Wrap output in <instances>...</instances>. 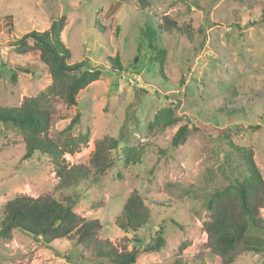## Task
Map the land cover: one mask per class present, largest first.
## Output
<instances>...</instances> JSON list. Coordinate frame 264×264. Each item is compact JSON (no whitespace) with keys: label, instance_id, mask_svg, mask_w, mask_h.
<instances>
[{"label":"rangeland","instance_id":"obj_1","mask_svg":"<svg viewBox=\"0 0 264 264\" xmlns=\"http://www.w3.org/2000/svg\"><path fill=\"white\" fill-rule=\"evenodd\" d=\"M263 7L264 0L243 6L238 0H0V107H17L51 84L39 54L20 55L12 44L62 16L70 63L87 60L103 70L79 93L76 107L53 100L50 135L79 112L73 134L89 130V143L65 159L83 167L97 141L118 140L106 173L78 188L74 212L99 220V238L120 251L142 248L162 232L164 246L141 252L135 264H221L203 224L208 196L246 176L228 142L252 149L264 177ZM165 18L178 30H162ZM167 108L178 122L151 128ZM184 125L192 132L174 148L172 138ZM24 148L23 136L0 122V210L18 194L58 198L53 166L40 155L26 158ZM133 192L147 200L153 219L125 233L117 219ZM82 254L89 256L67 239L47 247L19 231L9 241L0 238V264H98ZM236 264H264V256L241 255Z\"/></svg>","mask_w":264,"mask_h":264},{"label":"trees","instance_id":"obj_2","mask_svg":"<svg viewBox=\"0 0 264 264\" xmlns=\"http://www.w3.org/2000/svg\"><path fill=\"white\" fill-rule=\"evenodd\" d=\"M137 1L142 5L148 2ZM248 1L238 0V4L243 6ZM261 19L264 23V7ZM66 25L67 18L62 16L53 21L48 30L31 31L12 44L20 55L39 54L41 64L51 77V84L37 96L24 98L17 107H0V122L9 124L23 136L26 158L40 155L53 166L58 179V198L52 194L37 198L16 195L0 210V238L9 241L13 232L19 231L47 247L67 239L89 253V256L82 254L84 260L98 264H135L141 252H157L164 246V240L160 237L162 232H158V237L142 248L134 247L128 251L123 247L120 251L99 238L98 233L102 228L99 220H88L74 212L79 198L78 188L90 186L106 173L111 166V152L117 148L118 140L106 137L97 141L89 167H83L71 165L65 159L66 155L80 152L89 143V130L73 134L80 122L79 112L64 130L50 135L56 123L53 100L60 99L68 107H76L79 93L98 81L103 74V70L93 68L87 60L70 63L71 52L62 40ZM160 28L165 31L178 30L176 23L169 18H165ZM159 52L164 56L163 50ZM117 66L120 67L118 63ZM177 122L173 110L167 108L157 114L150 127L165 128ZM191 132L188 126H181L172 138V146L177 148L184 145ZM220 133L229 141L226 130H220ZM228 143L241 160L246 176L243 180L231 179L225 188L208 196L205 209L209 212V219L203 226L211 253L221 259V264H236L241 255L264 256V218L261 215L264 208V177L256 166L252 149L238 147L231 141ZM231 154L227 155V160ZM152 212L147 200L133 192L126 200L117 225L125 233L138 232L152 223ZM177 262L174 264H181Z\"/></svg>","mask_w":264,"mask_h":264}]
</instances>
